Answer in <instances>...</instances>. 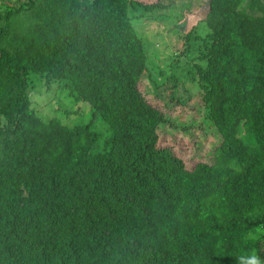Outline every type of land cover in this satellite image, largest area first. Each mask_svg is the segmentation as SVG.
Returning <instances> with one entry per match:
<instances>
[{
  "label": "trees",
  "instance_id": "trees-1",
  "mask_svg": "<svg viewBox=\"0 0 264 264\" xmlns=\"http://www.w3.org/2000/svg\"><path fill=\"white\" fill-rule=\"evenodd\" d=\"M205 6V64L190 77L221 140L191 168L158 145L167 117L139 88L147 52L132 14L161 1L17 0L0 11V264L262 257L264 0ZM180 70L149 85L168 106L190 98ZM34 91L56 93V115L34 110ZM80 102L90 119L64 121Z\"/></svg>",
  "mask_w": 264,
  "mask_h": 264
},
{
  "label": "rangeland",
  "instance_id": "rangeland-1",
  "mask_svg": "<svg viewBox=\"0 0 264 264\" xmlns=\"http://www.w3.org/2000/svg\"><path fill=\"white\" fill-rule=\"evenodd\" d=\"M145 4L160 2L163 7L152 12L141 9L132 16L135 31L142 37L147 52L146 72L139 84L146 99L167 117V121L158 130V145L168 147L180 157L187 168H191L199 161L211 162L214 147L221 137L215 126L204 118L205 105L196 93L197 85L191 80L190 70L197 66H204L205 60L200 57L206 51L203 36L207 28L203 23L206 14V0H139ZM17 0H0V11L12 7ZM193 28V29H192ZM192 29L193 37L188 39L186 34ZM196 36H201L197 38ZM178 65L177 67H175ZM175 67V68H174ZM176 69L177 88L186 97H190L185 104L166 105L149 85L151 81L168 85ZM44 86L36 90L43 91ZM32 106L41 116L48 118L56 115L53 110L62 103L55 92L50 94L34 91ZM70 113L62 116L66 122H87L90 119L89 107L84 103H77ZM89 109V110H88ZM203 121L205 125H199ZM95 128L104 131V125L97 121ZM264 259V252L262 253Z\"/></svg>",
  "mask_w": 264,
  "mask_h": 264
},
{
  "label": "clouds",
  "instance_id": "clouds-1",
  "mask_svg": "<svg viewBox=\"0 0 264 264\" xmlns=\"http://www.w3.org/2000/svg\"><path fill=\"white\" fill-rule=\"evenodd\" d=\"M237 264H264V261L255 253H249L240 255L237 258Z\"/></svg>",
  "mask_w": 264,
  "mask_h": 264
}]
</instances>
